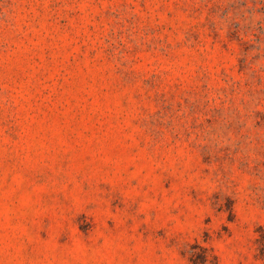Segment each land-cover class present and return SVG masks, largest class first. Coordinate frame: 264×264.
I'll return each instance as SVG.
<instances>
[{
	"label": "rangeland",
	"instance_id": "rangeland-1",
	"mask_svg": "<svg viewBox=\"0 0 264 264\" xmlns=\"http://www.w3.org/2000/svg\"><path fill=\"white\" fill-rule=\"evenodd\" d=\"M0 264H264V0H0Z\"/></svg>",
	"mask_w": 264,
	"mask_h": 264
}]
</instances>
